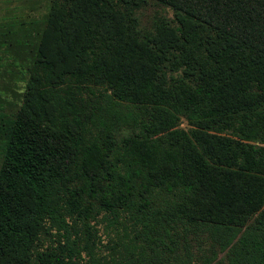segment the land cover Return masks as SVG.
<instances>
[{
	"label": "trees",
	"instance_id": "1",
	"mask_svg": "<svg viewBox=\"0 0 264 264\" xmlns=\"http://www.w3.org/2000/svg\"><path fill=\"white\" fill-rule=\"evenodd\" d=\"M29 38L0 264H103L99 219L113 264H264V0H51Z\"/></svg>",
	"mask_w": 264,
	"mask_h": 264
},
{
	"label": "rangeland",
	"instance_id": "2",
	"mask_svg": "<svg viewBox=\"0 0 264 264\" xmlns=\"http://www.w3.org/2000/svg\"><path fill=\"white\" fill-rule=\"evenodd\" d=\"M50 1L0 0V41H5V44L0 45V108L5 112H14L20 104L24 88L25 68L32 57V44H27L29 43L27 41L23 44L16 37L23 35L30 39L29 37L33 35L32 41L34 40L36 33L42 27V20L48 11ZM16 22L20 29H15V33H5L4 36H1V30H3L2 32L7 31V24L16 25ZM180 126H186L184 120H181ZM90 223L92 224V234L95 237L99 236L101 240L94 250L95 257L101 263L113 264L126 257V252L115 245L116 238L114 239L113 234L107 236L109 229L104 220L99 219L97 223ZM48 243L47 240L44 245ZM191 248L197 250L196 245H192ZM202 248L206 247L201 246V250ZM222 256L223 253L217 254L216 264H227L226 259H222ZM80 264H91L85 252H82ZM121 264L128 263L123 261ZM191 264H198V262L192 261Z\"/></svg>",
	"mask_w": 264,
	"mask_h": 264
}]
</instances>
